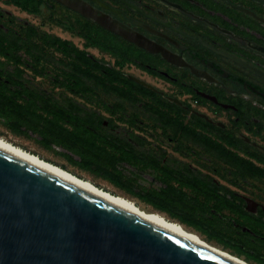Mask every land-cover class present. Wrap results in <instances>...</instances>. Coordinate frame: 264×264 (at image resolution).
Wrapping results in <instances>:
<instances>
[{
    "label": "rangeland",
    "instance_id": "rangeland-1",
    "mask_svg": "<svg viewBox=\"0 0 264 264\" xmlns=\"http://www.w3.org/2000/svg\"><path fill=\"white\" fill-rule=\"evenodd\" d=\"M11 12L14 14L12 18L0 13V84L22 98L16 99L13 116L8 117L0 112V138L91 181L103 190L133 201L147 212L161 213L142 200V195L158 192L164 197L172 198L173 191L170 188L174 187L189 197H199L170 177L185 179L188 175H197L196 173L219 177L232 197L238 198L237 195H241L264 204V179L257 177V166L249 156L239 152V156L232 154L199 127L192 134L186 135L183 131L176 130L173 123H161L156 117L155 106L149 99H128L114 87H104L100 79L87 74L77 64L73 55L61 53L48 39V36H56L69 41L78 49L90 51L99 59L114 61L119 69L117 62L120 59L87 44L86 35L91 26L89 23L52 3L43 4L36 14L24 13L15 8ZM26 22L29 24L26 25ZM65 73L79 75L80 86L68 80ZM122 73L132 76L146 87L174 98L178 99L183 95L176 87L134 67L126 65L122 68ZM205 110L200 108L197 111L206 113ZM52 113L66 118L62 123L64 129L71 130L74 124H80L104 137L110 149L125 147L137 158H144L146 161H137L136 158L134 161H120L116 165L118 175L111 169L108 170L112 173V178L115 175L114 179L119 178L124 186H119L116 180L106 177L107 172H100V166L95 162L90 169L76 165L75 162H82L83 158L68 148L74 143L67 132L54 130ZM185 122L184 120V125ZM105 123L108 125H104ZM43 129L55 133L57 141L45 140L40 134ZM61 133L62 138L57 136ZM101 147L107 149L104 144ZM246 151L257 155L250 148ZM110 153L113 154L114 151ZM199 199L202 200L201 197ZM170 203L178 213L204 219L208 225L215 224L229 240L243 245L253 251L257 258L264 260V237L251 236L234 224L206 215L178 198ZM161 214L179 223L166 213ZM224 214L228 219L233 216L228 212ZM183 226L232 256L249 264H258L246 261L245 256H236L232 250L225 249L215 241L209 242L205 235Z\"/></svg>",
    "mask_w": 264,
    "mask_h": 264
},
{
    "label": "flooded vegetation",
    "instance_id": "flooded-vegetation-1",
    "mask_svg": "<svg viewBox=\"0 0 264 264\" xmlns=\"http://www.w3.org/2000/svg\"><path fill=\"white\" fill-rule=\"evenodd\" d=\"M39 1L40 7L45 3L60 6L128 45L133 56L116 46L111 47V52L126 57L124 66L161 79L183 94V99L174 98L123 73L125 78L158 95L164 105L156 115L161 123H173L186 135L199 127L232 154L249 156L257 166V177L264 179V0H71L88 5L100 16L140 35L170 54L173 61L161 52L153 53L125 41L57 0ZM0 3V13L7 18L14 16V8L21 10L6 0ZM86 52L100 65L116 67L114 61ZM200 108L206 113L197 111ZM196 174L185 179L175 177V182L181 186L196 179L215 190L230 205L222 211L233 215L227 217L228 222L238 217L232 210L240 211L257 223L256 237H264V204L241 195L232 197L219 177Z\"/></svg>",
    "mask_w": 264,
    "mask_h": 264
},
{
    "label": "water",
    "instance_id": "water-1",
    "mask_svg": "<svg viewBox=\"0 0 264 264\" xmlns=\"http://www.w3.org/2000/svg\"><path fill=\"white\" fill-rule=\"evenodd\" d=\"M125 41L170 54L80 1ZM0 264H231L0 152Z\"/></svg>",
    "mask_w": 264,
    "mask_h": 264
},
{
    "label": "trees",
    "instance_id": "trees-1",
    "mask_svg": "<svg viewBox=\"0 0 264 264\" xmlns=\"http://www.w3.org/2000/svg\"><path fill=\"white\" fill-rule=\"evenodd\" d=\"M6 2L17 6L21 10L26 11L30 14L38 13L40 8L39 0H6ZM87 32V44L99 48L102 51L112 53V55L120 59V61L117 62L119 69H117L116 67L110 69L100 65L99 63L89 58L87 56L86 51L78 49L69 41L62 40L56 36H48V39H50L52 46L57 47L61 51V53L73 55L75 60L78 62L77 64L80 67L82 66L85 69V72H87V74L100 79L104 87L108 88V86H112L116 89L118 93L122 94V96L128 99H149L152 102L153 106H155L154 110H156V115H158L159 108H164L161 99L155 93L125 78L124 74L122 73V68L127 62L126 57L123 56V54L111 52V47L116 46L121 48L124 54L133 56L134 53H131L132 51H130V47L122 43L119 39L111 36L110 34L98 30L94 26H90ZM94 72H97L98 74L95 75L93 74ZM65 77L68 80L74 82L76 86H80L81 78L79 75H76L74 73H65ZM0 97L3 98L0 99V112L4 113L5 115H8V117L13 116L12 113H15V111L13 112V108H15L17 104L16 99L22 97L18 93L12 91L3 84H0ZM52 114H54V116H52L54 118L52 120V123L54 124V130L67 132L66 134L74 143L72 145L70 144L68 148L70 149V151L80 154L83 158L82 162H75L76 165H79L85 169H90L93 167L92 163L95 162L97 165L100 166V172H107L105 173L108 174L106 175V177H109L114 181L116 180L114 179L115 175L112 178V173H110V171L108 170L111 169L114 174L118 175L116 169V165L118 162L134 161V158H136L137 161H146L144 158H137L133 152L127 150L125 147H113L110 149V146L105 143L106 139L104 137L98 135L97 133L93 132L90 129H87L86 127L80 124H74L71 130L64 129L62 123L66 121V118L58 115L57 113ZM182 124L183 123L181 122V125ZM40 134L45 140L57 141L56 134L51 132L50 130L43 129ZM57 136L62 138V133L58 134ZM101 144H104L107 149L101 147ZM85 150L91 152V154L87 153ZM111 151H114V153L111 154ZM155 168L158 169V167ZM170 177L172 180L175 181V177ZM116 182L117 185L124 186L119 178L116 180ZM182 186L192 188L193 192L195 194L197 193L198 196L202 198V200H200L199 197H189L186 193H182V190L178 191L174 187L170 188L173 191L171 193L173 196L172 198L164 197L163 194L158 192L142 195L140 198L146 203L152 205L157 211L161 213H166L171 219L179 221L181 225H186L187 227L194 229L196 232L205 235L209 242H217L218 244L222 245L225 249L232 250L238 257L245 256V259L248 262L253 261L258 264H264V260H262L261 258H257L253 251L248 250V248L244 247L243 245L237 244L234 241L229 240L226 235L223 234V231L218 230V228H216L215 224L210 223V225H208L204 221V219L196 218L194 216L191 217L176 212L171 207L173 205L170 202L171 200L173 201L178 198L180 200L190 203L196 210L201 211L206 215L217 217L218 219L223 221H228L227 216L223 214L222 211L224 209H228L230 205L228 201L224 197L219 196L215 190L209 187L207 188V186L205 187V184L201 183L196 179H190L187 183H182ZM232 211L236 215H238V217H236L235 221H231V224H238L237 226L235 225L237 228L242 231H245L251 236L256 237L257 223L252 218H249L247 215L241 213L240 211ZM198 216L200 217L201 215Z\"/></svg>",
    "mask_w": 264,
    "mask_h": 264
},
{
    "label": "bare ground",
    "instance_id": "bare-ground-1",
    "mask_svg": "<svg viewBox=\"0 0 264 264\" xmlns=\"http://www.w3.org/2000/svg\"><path fill=\"white\" fill-rule=\"evenodd\" d=\"M0 152L231 264H249L206 242L197 233L187 229L178 222L166 218L163 214L144 211L133 201L103 190L91 181L80 178L70 171L50 163L38 155L25 151L2 138H0Z\"/></svg>",
    "mask_w": 264,
    "mask_h": 264
}]
</instances>
